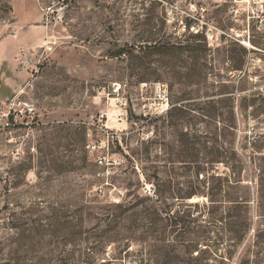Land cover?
<instances>
[{"label":"rangeland","instance_id":"374dc122","mask_svg":"<svg viewBox=\"0 0 264 264\" xmlns=\"http://www.w3.org/2000/svg\"><path fill=\"white\" fill-rule=\"evenodd\" d=\"M0 264H264V0H0Z\"/></svg>","mask_w":264,"mask_h":264},{"label":"built area","instance_id":"2783aa9c","mask_svg":"<svg viewBox=\"0 0 264 264\" xmlns=\"http://www.w3.org/2000/svg\"><path fill=\"white\" fill-rule=\"evenodd\" d=\"M155 89L156 91L158 92L159 94V100L162 101V103L164 104V107L168 106L169 107V100H170V97H169V92L168 90L165 88L164 84L162 83H156L155 85ZM120 90H121V86H116L113 88V92H110V93H114V94H120ZM98 91H99V94H103L104 92L101 91V88H98ZM100 100H103V98L100 96L99 97ZM167 109V108H166ZM15 119H17L18 117L17 116H14ZM135 124H138L137 121H134ZM10 121H9V118L7 120V125H10ZM100 163H103V160L100 159L99 160Z\"/></svg>","mask_w":264,"mask_h":264},{"label":"trees","instance_id":"16d2710c","mask_svg":"<svg viewBox=\"0 0 264 264\" xmlns=\"http://www.w3.org/2000/svg\"><path fill=\"white\" fill-rule=\"evenodd\" d=\"M241 66H237L236 69L238 70H243V66H242V60H241ZM244 79V77L242 78ZM240 161V160H239ZM242 179H239V181H241ZM239 229H238V233H239V239L243 240L245 235L247 234L250 226L247 223H243V224H239Z\"/></svg>","mask_w":264,"mask_h":264}]
</instances>
